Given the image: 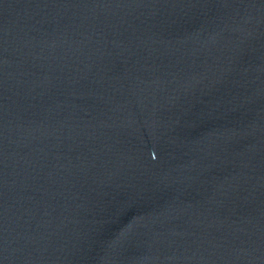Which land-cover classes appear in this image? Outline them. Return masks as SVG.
Wrapping results in <instances>:
<instances>
[{
	"label": "water",
	"instance_id": "95a60500",
	"mask_svg": "<svg viewBox=\"0 0 264 264\" xmlns=\"http://www.w3.org/2000/svg\"><path fill=\"white\" fill-rule=\"evenodd\" d=\"M0 264H264V0H0Z\"/></svg>",
	"mask_w": 264,
	"mask_h": 264
}]
</instances>
